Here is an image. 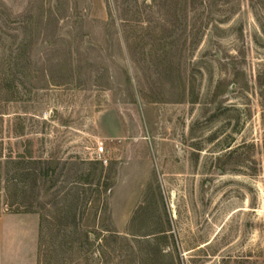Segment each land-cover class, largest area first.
<instances>
[{
	"label": "rangeland",
	"instance_id": "374dc122",
	"mask_svg": "<svg viewBox=\"0 0 264 264\" xmlns=\"http://www.w3.org/2000/svg\"><path fill=\"white\" fill-rule=\"evenodd\" d=\"M193 1L0 0V216H32L0 218L38 264H264V0Z\"/></svg>",
	"mask_w": 264,
	"mask_h": 264
},
{
	"label": "crops",
	"instance_id": "0c3cea01",
	"mask_svg": "<svg viewBox=\"0 0 264 264\" xmlns=\"http://www.w3.org/2000/svg\"><path fill=\"white\" fill-rule=\"evenodd\" d=\"M0 217H32L29 215H4ZM8 221L5 218H0V264H38L37 263V247L33 246L34 242H31V248L29 254L24 253V247L28 238L31 235L30 231L23 233H12L10 231H4L3 225ZM23 236V237H22ZM35 238V236H31ZM35 245V244H34Z\"/></svg>",
	"mask_w": 264,
	"mask_h": 264
},
{
	"label": "built area",
	"instance_id": "2783aa9c",
	"mask_svg": "<svg viewBox=\"0 0 264 264\" xmlns=\"http://www.w3.org/2000/svg\"><path fill=\"white\" fill-rule=\"evenodd\" d=\"M98 150H99V153H100V154H103V153L105 152L104 145L101 144Z\"/></svg>",
	"mask_w": 264,
	"mask_h": 264
},
{
	"label": "trees",
	"instance_id": "16d2710c",
	"mask_svg": "<svg viewBox=\"0 0 264 264\" xmlns=\"http://www.w3.org/2000/svg\"><path fill=\"white\" fill-rule=\"evenodd\" d=\"M196 1L197 0H194L193 2H194V4L196 3ZM42 174V173H41ZM45 176H49V172H47V173H45ZM9 188V187H8ZM8 188H6V189H8Z\"/></svg>",
	"mask_w": 264,
	"mask_h": 264
}]
</instances>
